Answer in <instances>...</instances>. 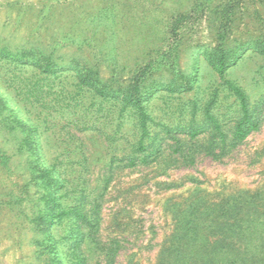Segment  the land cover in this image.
Here are the masks:
<instances>
[{
	"label": "rangeland",
	"instance_id": "rangeland-1",
	"mask_svg": "<svg viewBox=\"0 0 264 264\" xmlns=\"http://www.w3.org/2000/svg\"><path fill=\"white\" fill-rule=\"evenodd\" d=\"M261 41L264 0H0V264H78V255L106 264L108 253L111 264H156L174 229V203L196 188H263L264 122L229 155L198 153L195 164L165 152L150 165L117 166L128 145L107 137L144 70L138 92L150 98L153 133L202 123L213 98L223 119L237 103L208 60L220 47L239 56L226 78L257 104L264 53L254 44ZM171 52L174 70L150 67ZM131 113L125 108L118 136L132 142ZM31 134L33 148L24 142ZM41 168H52L57 181L50 185ZM81 196L100 200L102 221L96 243L77 249L66 238L77 219L49 214Z\"/></svg>",
	"mask_w": 264,
	"mask_h": 264
},
{
	"label": "trees",
	"instance_id": "trees-1",
	"mask_svg": "<svg viewBox=\"0 0 264 264\" xmlns=\"http://www.w3.org/2000/svg\"><path fill=\"white\" fill-rule=\"evenodd\" d=\"M179 28H174L177 35ZM254 49L264 53V41L254 44ZM229 52L220 47V51L208 55V60L224 81L231 96L235 97L237 107L224 113L221 119L211 109V104L216 101L213 98L205 106L202 123H196L193 119L189 126L172 128L163 125L166 133L162 136L153 133L151 129L155 118L150 110V98L138 92L141 80L148 73L144 70L133 78V86L123 96L122 108L120 106L116 118L122 119L125 117V108H131V115L135 116L132 135L136 140L131 142L132 138L118 136L124 124L119 119L115 130L107 136L113 144L126 141L128 145L127 155L120 159L114 158V162H118L117 166L123 163V167L150 165L163 157L165 152L181 160L183 164H195L198 153L219 160L229 155L232 149L241 145L253 132L261 129L264 122V99L252 105L246 90L226 78L228 69L239 58L238 55L230 57ZM177 64V56L171 52L150 67L157 68L162 65L172 71ZM49 68L48 65L45 70L56 72ZM30 92L37 96L31 89ZM99 92L109 96L105 91ZM193 104L196 106L197 103L194 101ZM178 132L183 135L174 134ZM32 137L31 134L24 139L31 148ZM39 175L51 180L50 185L57 181L52 168H41ZM111 180V175L105 177L106 188ZM190 180L194 185L201 183L194 176ZM193 192L195 193L190 198L172 205L174 229L162 244L156 264H264V187H240L225 192L196 188ZM103 195L104 193L101 196ZM49 215L63 220L77 219L66 237L71 240L73 247L79 249L86 241L96 243L102 221L98 198L90 201L81 196L76 203L70 205L60 206L57 203L51 208ZM42 218L49 221L48 217ZM109 251L114 254L116 249L111 247ZM107 256L106 264H111L109 253ZM78 257V264H85L84 257Z\"/></svg>",
	"mask_w": 264,
	"mask_h": 264
}]
</instances>
